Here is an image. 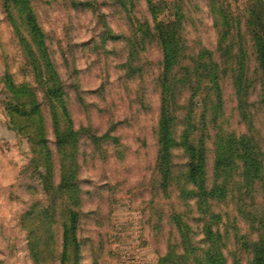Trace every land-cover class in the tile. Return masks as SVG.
<instances>
[{
  "label": "rangeland",
  "instance_id": "374dc122",
  "mask_svg": "<svg viewBox=\"0 0 264 264\" xmlns=\"http://www.w3.org/2000/svg\"><path fill=\"white\" fill-rule=\"evenodd\" d=\"M30 1L68 115L34 68L23 15L0 0V264H61L68 206L78 218L79 264H207L214 242L221 264H250L252 243L264 232V71L253 37L264 40V0ZM219 14L231 30L222 41ZM172 24L180 27L184 54L171 76L184 78L185 66L210 49L220 65L223 106L212 110L204 80L173 88L177 144L166 189L158 164L159 29ZM238 64L245 74L239 87ZM189 113L193 142H205L201 195L187 181L190 158L181 144ZM56 123L69 127L74 147H64ZM231 133L247 134L262 150L263 181L255 186L241 170L225 183L216 178V147ZM64 151L74 156L66 171L70 200L59 190Z\"/></svg>",
  "mask_w": 264,
  "mask_h": 264
},
{
  "label": "trees",
  "instance_id": "16d2710c",
  "mask_svg": "<svg viewBox=\"0 0 264 264\" xmlns=\"http://www.w3.org/2000/svg\"><path fill=\"white\" fill-rule=\"evenodd\" d=\"M5 3L8 6V9L11 6H14L23 15L24 21L29 28V32L32 38V45L36 48V51H34L30 42H26V47L28 49L34 68L36 69L38 75L42 77V79H47L46 85H49L47 88V93L49 94V96L52 98V100L58 102L60 104V107H62L64 114L68 115L67 108L65 106L62 96L61 87L55 81V72L45 43L44 33L37 20L36 15L34 14L31 1L5 0ZM226 19L227 17L225 16H221L220 19L216 18V26L221 27L219 28V34L222 32L220 41H222V39L225 40L226 38L230 37L231 34V30L229 29V25ZM253 34L256 45L255 49L258 55L260 65L264 71L263 36L257 32H253ZM159 39L162 44L164 62L163 73L160 80V84L163 89V95L162 111L159 123L158 164L162 179V186L163 188L167 189L171 180L172 171L171 149L177 144L172 134V126L176 120V116L175 114H173L174 112L171 108V95H173V98L175 97L173 93V88L176 90L179 88H186L187 86L190 87L192 83H186L188 79L204 80V84L201 85V88L206 90L207 95L210 96V107L215 113L220 112L222 109L223 94L220 81V65L219 62L215 60V54L210 49L207 48L206 50H204V53L199 54L197 58L191 62V65L185 66L183 74L184 78H178V76L175 74L174 76H171V72L176 66L181 63L184 54V47L179 25L172 24L170 26L164 25V28L161 27L159 29ZM240 64H238V73L235 75V82L238 84V87L242 84L245 75L243 72V66ZM9 83L10 86L13 88L14 84L12 82ZM167 91L168 93H170L169 96L167 94ZM237 91L240 96H243L242 93L244 92L241 87L238 88ZM34 107H37L36 103L34 104ZM189 114L190 116L187 120L188 126L184 131L183 137L181 138V144L187 150V153L190 158L189 169L186 173V178L190 184L196 187V190L201 195V192L205 191V189L207 188L205 184V142L203 140V137H201L203 141L200 140L199 143L193 142L192 137L193 132L196 131V125L192 121V113ZM56 130L58 131L59 136L62 139L64 147H67L65 143H69L72 147H74V144H72L73 136L69 127H67V129H61L59 124L56 123ZM220 137L221 141H219L216 147L217 158L215 164V173L217 180L222 178L223 183L228 182V178L231 175H234L235 171L239 172V170H241L243 172V175L246 176V183H250L251 185L255 186L256 182H262V150L255 143V141L252 140L250 136L244 133L239 135L231 133L221 135ZM32 143H35L37 146L48 145L46 140L35 139L32 140ZM65 155L66 154L64 151L63 168L65 172L62 179V184L59 186V190L61 191V194L63 196H67L66 199L70 200L74 188L69 176H66V171H71L70 161L74 159V156L65 157ZM44 158L46 166L49 169V161L51 160V158L48 154L45 155ZM47 187L46 189L48 190L49 186L47 185ZM224 187L225 186L217 184L215 188L217 191L224 192ZM53 189L54 188L52 186L51 191ZM211 196L212 195H210L209 197ZM63 224V252L61 255V264H67L68 260H70L72 257L73 264H79L80 242L77 238L78 218L76 213L72 210L71 206H68V214L66 217V221ZM208 233L209 238L213 239V232L211 228H209ZM262 235H259L260 238H258L252 243L251 250L253 252V256L250 264H264V238L262 237ZM217 242L219 243V241ZM210 246L211 247L207 251L206 263L221 264L224 260L223 252L221 251V246L218 245L216 247L215 242L212 243Z\"/></svg>",
  "mask_w": 264,
  "mask_h": 264
}]
</instances>
